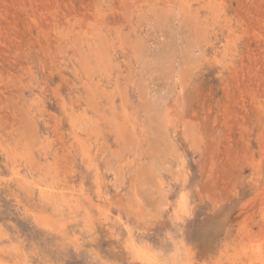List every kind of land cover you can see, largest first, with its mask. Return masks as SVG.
<instances>
[{"label": "rangeland", "instance_id": "1", "mask_svg": "<svg viewBox=\"0 0 264 264\" xmlns=\"http://www.w3.org/2000/svg\"><path fill=\"white\" fill-rule=\"evenodd\" d=\"M0 264H264V0H0Z\"/></svg>", "mask_w": 264, "mask_h": 264}, {"label": "bare ground", "instance_id": "2", "mask_svg": "<svg viewBox=\"0 0 264 264\" xmlns=\"http://www.w3.org/2000/svg\"><path fill=\"white\" fill-rule=\"evenodd\" d=\"M67 185V184H66ZM41 189V188H40ZM45 190V189H44ZM48 192V191H47ZM49 195V194H48ZM46 196V195H45ZM46 199V198H45ZM45 214V213H44ZM42 216V215H41ZM44 218V217H43ZM55 222V221H54ZM49 224V223H48ZM45 226V225H44ZM64 226V225H63ZM141 248V247H140ZM255 253V252H254ZM177 256V255H176ZM140 257V256H139ZM255 258V257H253ZM146 262V261H145ZM256 262V261H255ZM147 263V262H146ZM176 263V262H175ZM187 263V262H186Z\"/></svg>", "mask_w": 264, "mask_h": 264}]
</instances>
